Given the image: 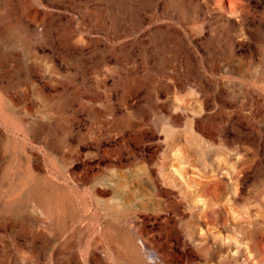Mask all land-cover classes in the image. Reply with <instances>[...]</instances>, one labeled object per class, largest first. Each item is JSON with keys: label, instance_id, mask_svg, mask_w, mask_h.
<instances>
[{"label": "rangeland", "instance_id": "obj_1", "mask_svg": "<svg viewBox=\"0 0 264 264\" xmlns=\"http://www.w3.org/2000/svg\"><path fill=\"white\" fill-rule=\"evenodd\" d=\"M217 1L0 0V264H264V0Z\"/></svg>", "mask_w": 264, "mask_h": 264}, {"label": "bare ground", "instance_id": "obj_2", "mask_svg": "<svg viewBox=\"0 0 264 264\" xmlns=\"http://www.w3.org/2000/svg\"><path fill=\"white\" fill-rule=\"evenodd\" d=\"M226 1V3H222L220 0H218L217 1V5L219 6V7H221V8H223V6L226 4V6L230 9V8H234L235 7V5L237 4V1L236 0H225ZM239 105H240V103H239ZM244 105V103L242 104V106ZM243 108V107H242ZM223 109H224V104H221V106L219 107V111L216 113V114H214L213 116H215V118L213 119V121H216V120H219V121H223L225 118H224V116H223ZM213 180V179H212ZM209 181V182H207L206 183V190L207 189H212V190H216V188H217V184L220 182L219 180H215V182L214 181ZM205 185V184H204ZM220 185V184H219ZM218 211H216L215 209H208V210H205V211H203V213H201V215H199V219L201 220V224H202V226H204L207 230V232L208 231H210V226H213V225H215L216 224V221H218ZM225 221V220H224ZM223 221V222H224ZM222 222V223H223ZM227 222V221H226ZM220 223V222H219ZM225 223V222H224ZM129 244V243H128ZM127 244V246H129ZM125 247H126V245H125ZM125 249H129V248H125ZM207 250V249H206ZM128 251V250H127ZM135 251V250H134ZM133 250H132V252H134ZM129 252H131V250L130 251H128V253L127 254H129ZM131 252V254H133ZM130 254V255H131ZM212 256H214L213 255V253L211 252L210 253Z\"/></svg>", "mask_w": 264, "mask_h": 264}]
</instances>
